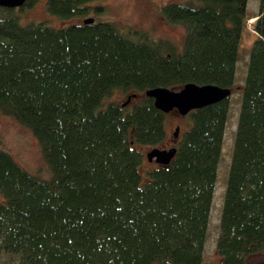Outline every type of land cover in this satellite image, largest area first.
<instances>
[{
	"label": "trees",
	"instance_id": "trees-1",
	"mask_svg": "<svg viewBox=\"0 0 264 264\" xmlns=\"http://www.w3.org/2000/svg\"><path fill=\"white\" fill-rule=\"evenodd\" d=\"M0 7V110L31 130L50 174L22 168L0 149L3 264H203L229 99L190 111L171 161L146 173L137 145L164 142L167 114L145 90L185 83L231 88L249 18L255 39L219 216L218 264L264 253V0H187L161 6L184 26L181 45L131 33L110 20L21 24ZM96 0H46L60 19ZM86 18V17H85ZM114 91L136 93L109 101ZM105 101V102H104Z\"/></svg>",
	"mask_w": 264,
	"mask_h": 264
},
{
	"label": "rangeland",
	"instance_id": "rangeland-1",
	"mask_svg": "<svg viewBox=\"0 0 264 264\" xmlns=\"http://www.w3.org/2000/svg\"><path fill=\"white\" fill-rule=\"evenodd\" d=\"M187 0H96L90 3L92 7L102 6V12L96 13L90 10L85 17H94L101 20H110L119 24L124 30L131 33H144L153 40L169 41L173 44L181 45L185 36V29L182 24L173 23L167 20L161 13V6L169 2H185ZM46 0H38L32 7H24L19 14L21 24L29 22H44L52 27H59L71 23H80L82 17L71 19H60L47 11ZM247 11L255 15L259 11V0H248ZM84 17V18H85ZM253 19V20H252ZM255 17L249 18L247 27L240 38V57L237 63L236 81L232 86V94L229 97L230 111L226 123L224 140L222 144L221 157L217 168V180L214 188L213 202L209 215L207 235L204 244L203 264H218L220 256L216 248V241L219 233V216L222 203V196L225 189V181L231 162V150L233 138L237 126L239 114L240 87L243 85V78L246 74V62L249 49L255 39V32L251 29ZM126 94L114 91L109 101L122 102ZM105 102V101H104ZM171 111L167 114L166 130L167 139L156 145L159 148H168L172 142L177 140L173 137L175 127H180L178 136L188 127L185 116H180L177 112ZM153 145H137L142 152L143 159L140 165L142 182L147 180L146 173L160 164L146 159V152ZM0 149L8 151L13 158L29 173L45 178L50 174V170L45 163L41 147L37 138L31 130L20 124L12 116L0 110ZM0 198L2 194L0 193ZM5 255H0V264L8 261ZM246 264H264V253L251 255L247 258Z\"/></svg>",
	"mask_w": 264,
	"mask_h": 264
},
{
	"label": "water",
	"instance_id": "water-1",
	"mask_svg": "<svg viewBox=\"0 0 264 264\" xmlns=\"http://www.w3.org/2000/svg\"><path fill=\"white\" fill-rule=\"evenodd\" d=\"M25 0H0V7L16 8L24 4ZM256 20V18H255ZM93 17H86L83 23H92ZM232 94V87H221L215 84H197L188 82L179 89H171L164 86L152 87L145 90L144 95L153 99L154 106L163 113H170L176 110L180 116H186L190 111L204 106L229 99ZM136 93L129 94L122 106L127 105ZM180 127L177 125L173 137L177 138ZM176 147L169 148L152 147L145 154L146 159L151 162L166 165L174 157Z\"/></svg>",
	"mask_w": 264,
	"mask_h": 264
},
{
	"label": "flooded vegetation",
	"instance_id": "flooded-vegetation-1",
	"mask_svg": "<svg viewBox=\"0 0 264 264\" xmlns=\"http://www.w3.org/2000/svg\"><path fill=\"white\" fill-rule=\"evenodd\" d=\"M175 144H176V142H172V144L169 146V147H171V146H175ZM168 147V148H169Z\"/></svg>",
	"mask_w": 264,
	"mask_h": 264
},
{
	"label": "bare ground",
	"instance_id": "bare-ground-1",
	"mask_svg": "<svg viewBox=\"0 0 264 264\" xmlns=\"http://www.w3.org/2000/svg\"><path fill=\"white\" fill-rule=\"evenodd\" d=\"M253 20V19H252ZM175 112H177V111H175Z\"/></svg>",
	"mask_w": 264,
	"mask_h": 264
}]
</instances>
